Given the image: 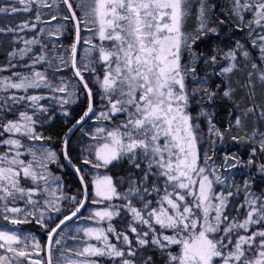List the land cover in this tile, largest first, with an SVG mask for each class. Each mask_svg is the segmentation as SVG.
<instances>
[{
  "label": "snow or ice",
  "instance_id": "obj_1",
  "mask_svg": "<svg viewBox=\"0 0 264 264\" xmlns=\"http://www.w3.org/2000/svg\"><path fill=\"white\" fill-rule=\"evenodd\" d=\"M0 264H264V0H0Z\"/></svg>",
  "mask_w": 264,
  "mask_h": 264
},
{
  "label": "rangeland",
  "instance_id": "obj_2",
  "mask_svg": "<svg viewBox=\"0 0 264 264\" xmlns=\"http://www.w3.org/2000/svg\"><path fill=\"white\" fill-rule=\"evenodd\" d=\"M53 23H55V22H53Z\"/></svg>",
  "mask_w": 264,
  "mask_h": 264
}]
</instances>
